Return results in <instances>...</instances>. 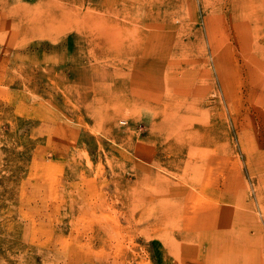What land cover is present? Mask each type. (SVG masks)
Instances as JSON below:
<instances>
[{"label": "rangeland", "instance_id": "374dc122", "mask_svg": "<svg viewBox=\"0 0 264 264\" xmlns=\"http://www.w3.org/2000/svg\"><path fill=\"white\" fill-rule=\"evenodd\" d=\"M0 264H264V0H0Z\"/></svg>", "mask_w": 264, "mask_h": 264}]
</instances>
